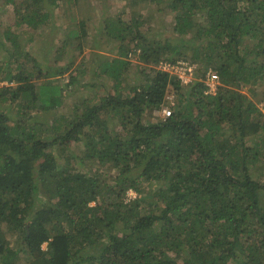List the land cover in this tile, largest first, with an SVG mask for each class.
Wrapping results in <instances>:
<instances>
[{
    "label": "trees",
    "instance_id": "1",
    "mask_svg": "<svg viewBox=\"0 0 264 264\" xmlns=\"http://www.w3.org/2000/svg\"><path fill=\"white\" fill-rule=\"evenodd\" d=\"M61 1L9 0L17 26L32 32L0 33V75L18 82L0 89V264H264V173L251 168L264 160V115L241 91L264 84V0H141L163 1L160 10L175 13L173 35L190 44L189 53L166 59L168 43L164 50L147 43L136 18L109 20L104 31L117 53L102 55L93 84L82 86L89 94L71 97L59 114L62 85L36 84L40 58L27 56L32 67L18 61L22 36L34 44ZM70 25L76 29H64L55 62L44 56L50 63L71 45L84 50L87 22ZM139 50L144 64L153 58L157 66L186 61L214 70L216 94L206 95L204 82L183 92L153 66L130 86L139 63L128 56ZM52 72L70 73L71 86L85 75L72 61ZM97 78L112 85L102 98L91 91L101 88ZM169 99V118L145 121ZM36 103L58 114L53 127L37 119ZM248 137L261 146L249 149ZM72 161L86 171L73 170Z\"/></svg>",
    "mask_w": 264,
    "mask_h": 264
},
{
    "label": "rangeland",
    "instance_id": "2",
    "mask_svg": "<svg viewBox=\"0 0 264 264\" xmlns=\"http://www.w3.org/2000/svg\"><path fill=\"white\" fill-rule=\"evenodd\" d=\"M26 1V0H25ZM28 1V0H27ZM166 1V0H164ZM163 1L161 2H149L148 4H145L141 0H80L79 3L69 2L68 0L61 1L59 7H52V11H54L53 19L47 20L50 22V27H47L43 32H40L41 34L38 35L35 39H33L34 44H31L29 42V39H27V36H22L20 39L24 40L26 43H22V53L24 56L20 58L18 61L23 63L26 66L32 67L33 61L30 58H27V56L40 58V63L38 67L41 69L43 75H48V72L53 73L52 71L60 66H65L66 64H69L71 61L72 63L83 67L85 69V75L81 76L79 78V81L84 80V83L87 84V82L93 84V78L97 75V73H94L93 69L97 68V65L99 63H102L104 61L103 56L104 54L109 55L108 59H113L114 55L117 53L114 50L117 48V43L112 42L110 37L105 34V25L108 23L109 20H114L116 18H121L126 22H131V20L135 19L138 20L142 25V31L143 36L147 39V43H153V41H157L160 44L161 49H165L166 43L168 46V55L169 52L171 53L170 56L166 55L164 52H162L163 57H166V59H174L177 57V55L188 54L190 44L187 43L186 45H182L181 41H178L176 37L173 35V28H174V12L171 10H160L163 7ZM139 18V19H138ZM81 20L84 19L87 22V25H85V33L86 37L84 40V50L81 51L77 46H69L66 47V49L61 50V55L59 57V64L55 62L54 58L57 47L59 43L63 42L65 37L69 34V32L65 33L64 29H76L74 27H71L70 23L74 20ZM117 20V19H116ZM5 28H13V30L16 31L17 34L25 35L26 33L32 32L27 26L18 27L17 26V16L14 12L13 4L9 2V0H0V33L2 34ZM26 31V32H24ZM77 31V30H76ZM39 32V31H38ZM78 33V31H77ZM82 33L79 32V36H81ZM76 40V38H71V41ZM247 40V39H246ZM114 50H113V49ZM140 52L136 55V57H133V62L136 64L137 62V69L136 71L130 73L129 80L127 81L130 86L136 85L135 80L140 79L138 77L143 78V75L141 76L140 70L143 72L145 71H151V67L153 66V69H159L164 70L166 67L162 66L160 61L158 66L157 63L154 62V59H151V65L144 64L140 60ZM174 52V53H172ZM0 54L4 55V52L1 49L0 46ZM48 54L51 55L52 61L47 60L44 56ZM0 55V62L1 60ZM254 58V57H253ZM18 60V59H15ZM14 60V61H15ZM139 61V62H138ZM167 61V60H166ZM257 61V59H256ZM263 61V60H262ZM261 62V61H260ZM96 63V65L94 64ZM264 63V61H263ZM201 66V65H200ZM73 67H75L73 65ZM204 67V66H203ZM87 68V69H86ZM53 69V70H52ZM205 69H210L206 68ZM213 71V70H210ZM99 72V71H98ZM87 73V74H86ZM171 76H176V73L174 70L168 71ZM96 74V75H94ZM100 74V73H99ZM70 73L65 74L64 76L58 77L57 83L58 84H64L66 79L69 77ZM50 76V75H48ZM3 77V74L0 75V78ZM53 78V77H50ZM33 81L36 79V77L32 78ZM45 77L41 78V81H45ZM204 80L206 82V78L200 77V74L194 73L192 76L189 77V81L192 82H201ZM97 81L99 85L101 86L100 89L93 90L94 93H97V97L102 98L107 94V91L110 90L111 86L109 87L110 80L108 79H102L97 78ZM132 83V84H131ZM140 83V82H138ZM137 83V84H138ZM107 87H109L107 89ZM173 85H170V90L168 89V93L170 95ZM129 88V85H126L124 87V90H127ZM182 88V87H181ZM186 87H184L183 92ZM62 87L59 89V92H61ZM242 94L247 98V100H251L252 102H255L257 105L258 110H261L264 115V102L262 101L264 98V84L253 87L248 86L247 88L241 89ZM84 94H89L87 91H83ZM80 95V94H79ZM168 95V96H169ZM236 95V94H235ZM175 100V99H174ZM6 106V105H5ZM4 106V107H5ZM35 106H39V104H35ZM3 108V106H1ZM71 108V107H70ZM6 110V109H5ZM33 111V110H32ZM69 109H61L58 110L59 114L68 112ZM36 112V111H35ZM11 113L14 116H19L18 109L11 110ZM57 113V112H56ZM36 117L39 121H44L48 127H53L54 122H49V120L52 121H59L58 114H55L54 110L48 111V112H36ZM145 121L149 122L148 120L156 121L162 119L160 115L157 114V112L153 113L152 115L148 112H146V115H144ZM264 122V121H263ZM150 123V122H149ZM118 120L115 119L113 126H117ZM9 125H13V122L9 123ZM263 134V133H262ZM231 138H229L230 140ZM259 138L257 137H248L246 140L247 147L249 149H257L258 146H261L258 144ZM261 154L264 159V146H261ZM73 170H79L83 167L77 162L72 161V164L70 166ZM253 167V168H252ZM251 168L253 170L263 172L264 173V160H259L254 162V160L251 162ZM84 171L85 168H83ZM94 174V172H92ZM264 183V180H263ZM129 197H136V193L129 192ZM21 263L25 262V259L22 257L20 260Z\"/></svg>",
    "mask_w": 264,
    "mask_h": 264
},
{
    "label": "clouds",
    "instance_id": "3",
    "mask_svg": "<svg viewBox=\"0 0 264 264\" xmlns=\"http://www.w3.org/2000/svg\"><path fill=\"white\" fill-rule=\"evenodd\" d=\"M104 30V29H103ZM132 54V55H131ZM131 54H129V56H128V59L129 60H132V61H134L133 60V57H136V55L135 54H133V53H131ZM139 54V53H138ZM139 62V61H138ZM178 62V61H177ZM136 64H137V62H136ZM197 67H198V69H197V71H196V73L198 74H200V77L202 78V77H204V78H208V73L209 72H211V73H216L214 70L213 71H210L211 69H205V67H201L200 65H197ZM42 72V71H41ZM217 74V73H216ZM218 75V74H217ZM62 76H64V75H62ZM36 77V76H35ZM39 77V76H38ZM42 77H45L46 79H45V81H41V78ZM51 77H53V78H50V76H47L46 74L45 75H43L42 74V76L40 75V78L38 79V81L39 82H36L35 80L33 81V79H32V77H29L30 79H31V81L32 82H36V84L37 83H40V84H42L43 85V83H46V84H51V85H54V84H56V85H62L63 87H65V91L63 92V91H61V92H59V94L65 99V95H66V102H65V105H64V102H62L61 103V106L60 107H63V105H64V109H67L68 108V100L71 98V97H74V98H77V100L78 99H80L81 98V96L84 94L83 93V91H86V90H84V87H82V86H85V84H84V80H82V82H80V81H78L77 82V84H75V85H73V86H71L69 83H70V75H69V77L66 79V81H65V83L64 84H58L57 83V79H58V77H61L60 75H58V76H51ZM175 78L177 79V80H179L178 78H177V76H175ZM218 79H219V76H218ZM217 79V80H218ZM180 81V80H179ZM200 82V81H199ZM201 82H204L205 83V85L208 87V90L205 92V94L207 95V94H213V95H215L216 94V92H217V81H216V84H215V86H213V87H211V86H209L208 84H207V80H206V82L204 81V80H202ZM180 83H181V81H180ZM193 83H195V82H190V83H188V84H182L181 83V85L182 86H185L186 88L187 87H189L191 84H193ZM18 85V82H16V81H9V80H5V79H3V77H1L0 78V89L1 88H3V87H15V86H17ZM61 86V87H62ZM80 87V88H79ZM72 88L74 89V88H76L73 92H72ZM184 88V87H183ZM59 89H60V87H59ZM68 90V91H67ZM88 92V91H87ZM80 94V95H79ZM30 95V94H29ZM29 95H27L26 97H25V99H24V106H25V104H26V99H28V98H30L29 97ZM21 97H24V95L23 96H21ZM169 102H168V104L167 105H165L163 108H162V110L161 111H157V114L158 115H160V117H162V119L163 120H166L167 118H169V117H165L164 116V114H163V110H165V109H169V110H171L170 109V107L172 106V103H173V101H174V99H169L168 100ZM42 106V105H41ZM41 106H39L38 108H37V110H36V112H42V110H41ZM25 110V109H24ZM18 112L19 113H22V112H20L19 110H18ZM36 112H35V114H36ZM47 243H45L44 245H43V248L45 249L46 247H47Z\"/></svg>",
    "mask_w": 264,
    "mask_h": 264
},
{
    "label": "built area",
    "instance_id": "4",
    "mask_svg": "<svg viewBox=\"0 0 264 264\" xmlns=\"http://www.w3.org/2000/svg\"><path fill=\"white\" fill-rule=\"evenodd\" d=\"M163 66L166 67V69L164 68V70H166L167 72L174 70L177 78L181 81L182 84L185 85L191 82L189 81V77L192 76V74L196 73L198 69L197 65L190 64L189 62L186 61H178L175 64L171 62H165L163 63ZM217 79H218V75L216 73L209 72L207 78V84L213 87L215 86ZM163 114L165 117H170L171 110L165 109L163 110Z\"/></svg>",
    "mask_w": 264,
    "mask_h": 264
}]
</instances>
